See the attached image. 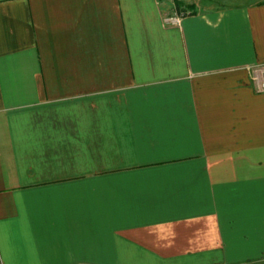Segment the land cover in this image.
<instances>
[{"label":"crops","instance_id":"obj_1","mask_svg":"<svg viewBox=\"0 0 264 264\" xmlns=\"http://www.w3.org/2000/svg\"><path fill=\"white\" fill-rule=\"evenodd\" d=\"M263 65L264 0H0V264H264Z\"/></svg>","mask_w":264,"mask_h":264},{"label":"built area","instance_id":"obj_2","mask_svg":"<svg viewBox=\"0 0 264 264\" xmlns=\"http://www.w3.org/2000/svg\"><path fill=\"white\" fill-rule=\"evenodd\" d=\"M181 15H178V14H173V15H167L166 17H165V23L166 24H179L180 23V20H181ZM262 69H263V71H264V65L262 66ZM257 75V74H256ZM259 75H257V78H259L258 77ZM262 76V75H261ZM259 80V79H258ZM259 89H261V90H264V80L263 79H261L260 81H259Z\"/></svg>","mask_w":264,"mask_h":264},{"label":"rangeland","instance_id":"obj_3","mask_svg":"<svg viewBox=\"0 0 264 264\" xmlns=\"http://www.w3.org/2000/svg\"><path fill=\"white\" fill-rule=\"evenodd\" d=\"M210 1V0H209ZM213 1V0H212ZM214 1H221L223 2V0H214ZM231 1H238V2H250V1H253V0H231Z\"/></svg>","mask_w":264,"mask_h":264}]
</instances>
